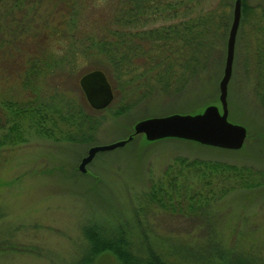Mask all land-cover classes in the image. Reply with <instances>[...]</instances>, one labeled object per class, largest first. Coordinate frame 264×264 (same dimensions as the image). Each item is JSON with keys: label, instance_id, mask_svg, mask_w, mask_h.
Segmentation results:
<instances>
[{"label": "rangeland", "instance_id": "374dc122", "mask_svg": "<svg viewBox=\"0 0 264 264\" xmlns=\"http://www.w3.org/2000/svg\"><path fill=\"white\" fill-rule=\"evenodd\" d=\"M211 1L209 4L216 2ZM109 3L68 0L66 4L75 8L72 16L85 30L95 31L105 21ZM232 3H226L229 17ZM24 8L26 31L14 39L8 36V43L0 47V139L11 126L5 117L10 108L5 106L26 104L35 97L53 99L57 108L65 102L67 109L99 122L79 142L61 135L62 128L67 130L62 122L46 137L29 122L13 118L18 124L14 140H0V264H123L117 248L137 258L134 261L130 256L134 264H147L151 254L170 264H229L233 260L264 264V186L230 190L201 213L178 209L172 213L151 199L157 183L164 188L168 185L164 170L173 164L177 169L181 159L218 160L264 171V110L256 95L257 85L253 89L249 65L254 51L248 48L252 19L264 20V0H242L240 5L226 101L227 119L245 127L247 135L243 146L235 150L177 137L148 141L143 134L132 133L133 122L141 118L172 112L192 114L208 103L220 106L217 86L225 45L221 61L202 70L178 93L151 92L129 102L140 90H127L119 79L115 89L107 76L114 97L96 110L88 106L77 82L82 71L93 69L82 53L75 56L76 64L67 74L46 75L49 71L41 68L38 81L32 73L24 77L31 60L41 59L43 67L44 56L62 53L50 28L65 31L74 27L59 10L63 8L59 1L43 0ZM121 101L130 105L116 116ZM131 133L133 137L122 147L95 153L84 166L86 172L77 169L91 144H108ZM101 243L104 247L98 249Z\"/></svg>", "mask_w": 264, "mask_h": 264}, {"label": "trees", "instance_id": "16d2710c", "mask_svg": "<svg viewBox=\"0 0 264 264\" xmlns=\"http://www.w3.org/2000/svg\"><path fill=\"white\" fill-rule=\"evenodd\" d=\"M58 1L63 6L59 10L64 12L74 27L65 31L52 28L53 33L50 28L49 34L54 37L53 41L62 53L60 56H44L43 67L40 66L41 59L31 60L25 66L24 77L32 73L38 81L43 73L40 72L41 68L45 72L49 71L46 75H55L57 72L67 74L71 66L76 64L75 56L82 53L89 68L104 69L106 76L111 77L115 89L119 79L121 85L125 83L128 86L123 85L127 90H140V95H132L129 102L138 101L151 92L162 91L168 95L178 93L191 79L199 76L202 70L218 64L231 23L230 8L226 4L228 0H215V4H209L211 0H108L110 8L100 28L95 31L92 28L85 30V26L73 17L76 10L73 6H67L68 0ZM41 2L43 0H0V47L3 42L8 43V36L14 39L26 31L27 21L23 15L27 10L24 6ZM157 21L161 23L157 24ZM253 28L252 42L248 48L254 53L251 52L249 66L256 72L259 83L256 95L264 110V36L261 34L264 27L259 24ZM52 100L35 97L26 104L18 102L6 105L5 109H10L5 117L9 118L7 122L11 126L5 129L6 133L0 140L3 143L14 140L12 134L17 131L18 124L13 118L29 122V126H34L36 131L46 137L52 136V129L59 122L67 129L65 132L62 128L61 135L64 134L68 141L74 138L79 142L84 141V138L92 134H88V131L94 129L99 121L81 111L67 109L65 102L57 108ZM122 101L114 112L116 116H120L130 105L128 101ZM178 163L177 169L173 168V164L164 170L163 179L169 181L168 185L164 188L157 183L154 186L157 187L156 194L153 192L154 196L151 197L157 206L172 213L177 209L182 213H201L207 210L209 203L226 197L230 190H257L264 186V171H253L248 166L211 159H181ZM103 247L102 243L97 246L98 249ZM115 252L117 256L126 258L127 261L121 259L123 264H134L133 260L137 261V258L123 250L117 248ZM147 264L170 263L151 254ZM229 264L249 263L233 260Z\"/></svg>", "mask_w": 264, "mask_h": 264}, {"label": "water", "instance_id": "95a60500", "mask_svg": "<svg viewBox=\"0 0 264 264\" xmlns=\"http://www.w3.org/2000/svg\"><path fill=\"white\" fill-rule=\"evenodd\" d=\"M242 0H233L231 23L226 36L224 47V64L222 66V75L219 78L217 86L219 94L217 100L219 104H206L199 112L182 113L172 112L170 115L151 116L135 120L132 124L133 134H143L148 140L162 139L164 137H177L181 140L196 141L202 145H211V147H220L221 149L235 150L243 146L244 138L247 135L245 127L239 123H231L228 119L226 95L227 85L232 74L233 54H235L234 44L236 42L235 34L238 31L240 22V12ZM101 68L87 69L79 75L78 85L82 89V95L86 103L96 110L106 107L113 99L112 86ZM111 141V143H101V145L91 144L86 153L81 156V161L77 164V169L86 172L85 164L91 162L95 153L103 150H111L115 147H122L126 141L133 137Z\"/></svg>", "mask_w": 264, "mask_h": 264}, {"label": "flooded vegetation", "instance_id": "af4514ba", "mask_svg": "<svg viewBox=\"0 0 264 264\" xmlns=\"http://www.w3.org/2000/svg\"><path fill=\"white\" fill-rule=\"evenodd\" d=\"M253 17H255V15L253 16ZM252 31L254 32V30H255V28H253L255 25L256 26H258L259 24L260 25H262V24H264L263 22H264V20L263 19H259V20H257L256 18H254V19H252ZM254 53V52H253ZM251 64V63H250ZM251 69V68H250ZM252 70V69H251ZM252 71H253V73H252ZM251 71V73H252V78L254 79V83H253V89H254V87H255V85H257V88H258V80L256 79V75H255V70H252Z\"/></svg>", "mask_w": 264, "mask_h": 264}]
</instances>
